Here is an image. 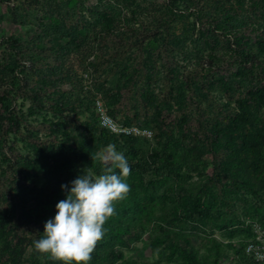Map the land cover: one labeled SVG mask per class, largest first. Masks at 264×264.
<instances>
[{
	"label": "rangeland",
	"instance_id": "374dc122",
	"mask_svg": "<svg viewBox=\"0 0 264 264\" xmlns=\"http://www.w3.org/2000/svg\"><path fill=\"white\" fill-rule=\"evenodd\" d=\"M130 1L0 0V104L21 114L18 128L0 131V208L17 200L14 190L18 168L29 185L23 190L28 211L36 215L40 207L50 208L33 189L46 188L49 178L32 179L29 169L13 163L16 158L23 165L26 159L43 155H68L67 143L85 136L80 135L85 121L97 122L120 139L130 136L131 143L147 157L159 148L158 138L163 140L165 134L172 133L184 152L180 159L184 187L212 203L213 217L204 224L173 225L162 235L180 243L188 238L208 261L212 260L208 250L217 241L223 244L219 264H264L263 129L257 133L254 146L259 150V155L255 154L259 169L252 175L256 193L245 187L236 193L233 180L216 174L204 136L206 124L230 114L234 104L227 103L229 92L212 83L197 89L185 85L194 67L192 33L198 35L200 26L197 22L195 29L192 27L194 10L180 7L182 15L172 22L176 33L186 41L188 49L184 51L181 45L162 37L132 47L126 39H101L100 32L93 30L92 18L105 7L109 13L116 7L121 21L133 9H143L144 27L136 33L141 38L154 32L151 20L161 17L164 0H135L133 7H127ZM253 1L230 0L226 6L264 28V0ZM119 26L124 27L123 21ZM201 73L206 71H198ZM252 121L264 123V104ZM107 146L98 150L101 157ZM54 216L49 213L46 218ZM15 221L0 227V264H63L35 249L34 242L42 238L46 221H37L36 230ZM229 229L234 230L232 235ZM155 234L149 227L140 236L131 237L128 246L115 245L113 249L133 264H172L167 261L168 239L163 245L151 247ZM20 248H25L22 253ZM110 251V246H105L93 264L121 261Z\"/></svg>",
	"mask_w": 264,
	"mask_h": 264
},
{
	"label": "trees",
	"instance_id": "16d2710c",
	"mask_svg": "<svg viewBox=\"0 0 264 264\" xmlns=\"http://www.w3.org/2000/svg\"><path fill=\"white\" fill-rule=\"evenodd\" d=\"M229 2L230 0H164L161 17L151 20L154 32L143 34L141 38L136 32L144 27L141 24L143 9H133L129 16L123 18L124 27L121 28L120 11L112 6L113 11L109 13L105 7V10H98L92 18L93 30L95 33L100 32L103 40L109 37L124 41L126 39L129 47L162 37L173 45H181L180 49L184 51L188 49L186 41L176 33V26L172 22L182 15L183 10L180 7L194 10L195 20L192 27L195 29L197 22L200 26L198 35L194 36L192 33L194 51L191 59L194 67L192 74L186 78L185 85L187 88L197 89L203 84L212 83L229 92L227 103L234 104L230 114L224 120L216 119L206 124L204 136L213 157L216 174L233 180L236 193L244 187L247 191L256 193L252 175L254 169H259V160L255 156L259 150L254 146L258 139L257 133L262 129V133L264 131V123L258 124L252 120L256 119L260 105L264 104V28L254 26L253 21L246 19L233 7L226 6ZM255 2L251 4L254 5ZM134 5L135 0H131L127 7ZM145 28L148 30L149 26ZM94 69L97 70L95 64ZM202 69L206 73L198 74ZM0 109V131L10 132L18 128L21 114L18 116V112L4 103L0 104ZM83 125L80 135L85 136L68 143L66 140L68 155H43L36 160L26 159L23 165L19 158H14L13 164L29 169L30 178H49L50 184L46 188L33 189L36 195L44 197V202L50 208L40 207L36 215L28 211L23 190L29 185L22 178L23 170L18 168L14 190L17 200L0 208V227L3 228L6 223L15 219L18 224L28 223L36 230L37 221H47L49 213L55 215V205L66 198V192L61 185L68 184L70 188V182L85 171L101 174L103 164L98 150L102 145L113 144L128 159L131 168L127 177L130 192L126 199L116 202L115 215L105 223L104 237L98 242L88 264L98 260L105 246H110V254L114 259H121L116 264H133L113 248L115 245L128 246L131 237L140 236L149 227L156 232L150 240L152 248L169 240L165 245L168 248V262L219 264L222 242L215 241L213 248H209L212 260L208 261L206 255L199 254L188 238L180 243L170 240L167 234L162 235L173 225L204 224L213 217L212 203L205 202L201 194L188 192L184 187L180 173V159L184 152H181L182 146L178 139H174L172 133L165 134L163 140L158 138L159 148L147 157L140 147L131 143L130 136L124 135L120 139L95 121H85ZM200 125L203 126L202 123ZM120 141L123 142L122 146ZM2 154L7 157L5 152ZM9 161L13 160L8 159ZM63 170L67 172L63 173ZM116 172L119 174V169ZM163 182L166 184L161 189ZM203 189H207V186L204 185ZM222 226L226 227L225 224ZM232 229L228 230L229 235L234 233ZM24 249L20 248V253Z\"/></svg>",
	"mask_w": 264,
	"mask_h": 264
},
{
	"label": "clouds",
	"instance_id": "9594fccd",
	"mask_svg": "<svg viewBox=\"0 0 264 264\" xmlns=\"http://www.w3.org/2000/svg\"><path fill=\"white\" fill-rule=\"evenodd\" d=\"M101 159V174L85 171L70 182V188L61 185L66 198L55 205V216L44 223L42 238L34 242L38 252L63 264H88L92 259L106 232L105 223L115 215L116 202L130 192L131 168L125 154L110 144Z\"/></svg>",
	"mask_w": 264,
	"mask_h": 264
}]
</instances>
